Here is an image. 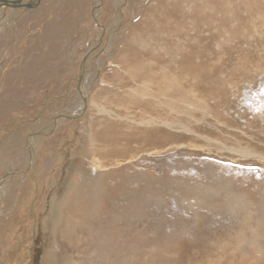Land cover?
<instances>
[{
  "label": "rangeland",
  "instance_id": "rangeland-1",
  "mask_svg": "<svg viewBox=\"0 0 264 264\" xmlns=\"http://www.w3.org/2000/svg\"><path fill=\"white\" fill-rule=\"evenodd\" d=\"M33 4L35 5L30 8H19L21 10L19 12L15 9H11L12 13L10 10L5 12L0 9V18L2 17V20L0 19V148L5 145L8 149L6 152L8 157L4 159L5 164L21 165L19 171L21 173L24 171L21 174L24 177L19 179L17 184H13L15 191L12 190V194L10 193V199L5 201L4 205L0 204V264L58 262L57 256L63 246L57 243L58 240L54 235L59 227L50 228L47 219L57 190L61 189L64 183L77 185L82 181L84 174L98 176L106 171L105 168L109 163L101 161H106L107 157L98 161L99 159L92 160L88 154L90 162L87 163V167L81 164L83 152L84 162L87 161L83 146L90 147L98 140L97 136L96 140L93 139L97 127L106 130L108 124L117 126L122 123L125 125L124 128L132 127L129 130L132 135L136 133L140 135L136 136L137 140L134 139L135 144L131 142L135 151L138 149L135 153L140 159L137 158L127 164L124 172L121 169L123 167L119 168L122 174L115 172L118 167L112 169V174L115 172L112 175L114 177L111 176L112 181L115 177L119 179L123 175H129L130 170L139 165L147 170L152 168L157 175H160L173 168L178 160H182L180 166L187 172L177 174L189 176V173L196 172L193 166L201 167L205 161H209L222 167L221 172L233 179L234 181H231L235 182L244 193L249 192L252 195L254 191L245 190L242 180L245 176H250L254 180H261L264 176H261L264 174V0H41L39 2L34 0ZM103 28L107 29V39ZM137 38L144 41L145 45L150 43V50L148 46L147 49L137 47L135 43ZM150 40L153 42L155 40L158 44ZM154 48H157L156 52ZM90 50H93L90 52L93 53V57L99 53L95 59L91 58L84 80L89 107L73 120L72 115L82 110L79 74L82 71V58L88 57L87 53ZM149 51H154V57H158V62L153 65L154 68L145 69L141 63L148 65L153 60V55ZM137 57L141 63L136 62ZM170 60L174 61L173 65L180 67L181 75L185 74L183 75L185 78L192 80L196 77L192 91L195 96L204 100V108L194 107L197 112L193 118H196L197 124L192 125L194 127H191L192 131L186 128L189 124L185 125L187 123L183 122L184 126L178 127L179 130L169 132L170 128L167 126L168 122H172L170 120L162 128L144 136L142 132L147 131V128L135 124L142 120L140 113L142 109L128 102L122 104L121 88L116 84L122 83L121 87H126L130 92L135 85L138 86L143 82L134 81L135 85L130 82V72L148 75L156 71L159 74L166 69L163 67L166 63L169 64ZM174 70L176 69L172 67V70L165 73L179 75ZM148 83L154 84L153 80ZM150 88L154 87L150 86ZM101 100L103 102H100ZM104 101L107 106L104 105ZM97 109L100 112L108 109L109 112L98 116L93 114ZM200 110H204L206 119L202 118ZM214 113L216 119L212 116ZM56 116H64L67 122L54 134L49 135L54 126L51 119ZM121 117L126 118L125 122L120 121ZM145 118L149 119V117ZM40 131L43 133L41 134ZM123 131H120L122 135H124ZM38 132L40 135H37ZM117 140V145L120 147L124 143L123 149L127 152L126 139L121 137ZM139 140H145L147 145L152 144V148L143 147L140 149L144 152L139 151L137 146ZM157 140L162 142L159 146L161 149L153 147V143ZM112 145L118 147L116 141L112 142ZM174 145L181 146L176 148ZM14 148L17 150V159L16 154L12 153ZM23 154V162H20L18 158L23 157ZM198 155H203L205 158L199 159ZM107 156L114 159L120 155L113 151ZM16 160L17 163L14 162ZM177 165L179 167V164ZM192 179L199 180L193 177ZM112 181L107 182L108 190L116 192L111 207L119 210L125 184L121 185L122 182L116 184ZM248 184L244 183V186ZM60 191H63V187ZM71 200L69 197L68 203ZM166 200L164 205L169 207L165 206V209L172 210L169 199ZM191 200L193 203L196 202L194 199ZM103 203L106 210L108 201L103 200ZM164 210L159 212L155 208L148 210L146 216L149 218L143 222L162 221L170 213ZM195 210L197 211V208ZM128 212L131 214L132 211L128 210ZM198 213L200 216L205 215L204 220L209 223L205 227L194 229L196 232L207 228L217 231L216 227L229 223L226 218L210 215L206 211ZM181 216L187 217L188 214ZM215 220L218 222L216 223ZM220 220L226 222L222 224ZM140 223L142 222L137 224L140 226ZM142 225L141 228L135 229L137 230L135 233L145 238L141 240L142 244L137 241L135 244L132 243L133 246L128 245L130 255L134 251L138 252L142 248L147 251L154 246L167 250L170 257L161 262L150 257V264H210L209 260H195L197 258L187 262L188 255L199 256V250L207 246L201 244L190 246L186 241H189L187 240L189 237H193L191 230L180 233L179 241L163 247L164 241H158L153 237V233L156 232L154 226L148 225V230ZM250 227L258 231L254 223ZM169 232L171 227L166 225L161 235H168ZM231 232L233 236L236 233L235 229H231ZM230 233L220 235L219 232H213L210 238L202 243L210 242L211 245L212 242L218 243L219 240L230 241L228 238ZM116 234L113 243L110 244L113 245L116 241L115 246H118L117 239L124 233L120 231ZM148 235L151 241L148 240ZM260 235L264 237V234ZM262 244L264 246V241ZM64 248L66 251L69 250L70 254L74 252L71 247L68 248V245ZM87 248L88 252H92L94 247L87 246ZM245 251L248 253L246 254ZM245 251L249 259L250 252L247 247ZM229 252H232V247L220 252L225 254L226 257H223L226 260L219 263L238 264L246 261L238 257L236 260L232 259ZM138 257L134 264H146L142 255ZM111 262L115 263L108 258L107 263L101 264H111Z\"/></svg>",
  "mask_w": 264,
  "mask_h": 264
},
{
  "label": "bare ground",
  "instance_id": "bare-ground-1",
  "mask_svg": "<svg viewBox=\"0 0 264 264\" xmlns=\"http://www.w3.org/2000/svg\"><path fill=\"white\" fill-rule=\"evenodd\" d=\"M11 1H12L11 4L3 5L0 7V9H2L5 12H9L10 10L12 13L11 9H15L18 12L21 11L19 8H24V7H21V4H23L26 7H28L27 5H29L30 7L35 5V4L31 5L34 2V0H27V1L11 0ZM16 2H19L21 4L17 3V6L12 5L13 3H16ZM4 7H6V9H4ZM5 12L3 14H5ZM123 15L124 14L122 12V16ZM7 19H9V17H7ZM0 28H1V25H0ZM106 31L107 29L103 28V32H105L104 36L107 39L108 33H106ZM150 42L155 43L156 41L154 40L153 42V40H150ZM135 43L138 45L137 47H139L140 49L142 48L147 49V46H148V49L150 50V46H151L150 43H147V45H145L144 41H141L138 38L135 40ZM97 47L98 45L96 46V48ZM156 49L157 48H154L155 52H156ZM90 52H93V50H90L87 53V56L89 58L85 56L84 58H82L83 61L81 60L82 61V64H81L82 71H80L79 75L80 76L82 75V78H80L81 79L80 80V85H81L80 96H81V101H82L81 103L82 106L80 107L82 108V110H79V112L77 114H74V116L72 115L73 120L74 118L75 119L78 118L79 114L82 115V113H84L87 110V107H89V97H88V92L85 90L84 80H86L87 67L89 66L91 58L95 59L97 57V54L99 53L98 52L95 55L96 57H93V53L91 54ZM153 52L149 51V53L153 55V60L149 62L148 65L142 64L139 61L138 57L136 59V62L141 63V65L144 66L145 69L147 68L152 69L153 65L157 64L158 62V59H157L158 57L155 58ZM161 56H164V55H161ZM126 64L127 62H125V65ZM173 64H175L174 61L170 60V63L169 64L166 63L165 66L163 67V68H166L167 70L163 69L162 71H160L159 74H157L156 71L148 75H144V74H141L140 72H135V71L132 73L130 72V75H129L130 82H133L134 84V81H138V80L143 81L141 84H138V86L134 84L135 86L130 90V92H128V89L126 87H121L122 83L116 84L118 88H121V92L120 91L119 92H120V102L122 104L123 103L135 104L140 109H142L140 111L141 116H142L140 117L142 120L140 119L141 121L136 122L135 124H138L141 127L147 128V131L145 130L144 132H142V135L144 136L145 134H150L152 132L157 131L159 128H162V126L165 125L167 121H170V120H172V122H168V126H167L170 128V130H168L169 132L170 131L172 132L173 130H179L178 127L184 126L182 124L183 122L187 123L185 125L189 124L188 125L189 127H186L187 129L188 128L191 129V127L194 128L192 125L197 124L196 118H193L194 114H196L197 112L195 108H200V109L204 108V105H203L204 100L201 98H198V96H195L192 91L193 85L195 86L194 82H196V77L192 78V80L193 79L194 80H193V83H191L192 81L191 79L189 80L186 77L188 79L187 80L183 76L185 74L181 75V69H179L180 67L178 68L177 66ZM144 67L142 68L144 69ZM172 67L176 69L174 71L178 72L179 75L173 74V73L172 74L165 73L168 70H172ZM184 70L186 72V69ZM150 80H153L154 84L148 83L150 82ZM94 85L95 83L93 84V86ZM150 86H153L154 88L152 89L150 88ZM111 88L114 89V87H111ZM76 99L78 100V98ZM100 102H103V101L101 100ZM104 103H105L104 105L107 106L105 101ZM203 111H201L202 118L206 119L207 115ZM107 112H109L108 109L102 110V112H100L99 109H97L95 113L93 114H96L99 116V115H104ZM215 114L216 113H214V115L212 114V116L216 119ZM145 117H149V119ZM121 118L122 120L120 121L125 122L124 119L126 118H123V117ZM51 122H53L54 126L52 128L53 130L49 133V135H52V133L54 134V132H56L59 128H61V126L64 125L65 122H67V119L65 120L64 116H59V117L56 116V117H53V119H51ZM121 124H117L118 127L116 126V124H112L111 126H109L110 124H108L106 126V130L102 129L103 127L102 128L97 127V129L94 131V134H93L94 135L93 139L96 140V136L98 139L96 140V142L94 141L96 147H94L95 146L94 144L92 146L88 144L90 147L88 146L86 147L84 145L82 148L87 154V161L85 160L84 162V159L82 157L84 152L82 153V155L80 154L82 158L81 164L83 165V167H87V163L90 162L89 156L91 157L92 160L99 159L98 161H101L100 159L105 160L104 158L107 157L108 159H106V161H101L103 163L104 162L109 163L107 167L105 168L106 171H104L103 174H99L98 176H91L92 174L90 175L84 174V177L82 178V181L79 182V184L74 185L73 183L68 184L66 182L62 186L63 187L62 192L60 191L62 187L61 189L57 190L58 192L56 193L55 200L52 202L51 211L49 213L50 219L47 217L48 226L50 228L52 226L55 228L59 227L57 231L55 232L56 236L54 235L56 240H58L57 243L61 247L63 246V248L65 246L67 247L68 245V248L71 247L74 250V252L70 254L68 252L69 250L66 251L65 248L64 249L62 248V250L60 249L61 253H59L57 256L58 262H56V264H101V263H107L108 258L115 261V263L111 262V264H134L137 258H139L138 256L140 255L144 257L143 259L146 264H150V260H151L150 257L157 259V261L159 260L158 262H161L163 259L168 260L170 256L168 255L167 250L159 249L158 247H154L153 245H152L153 247L147 251L144 248H142V250H139L138 252L134 251L133 254L130 255L131 253L128 251V248H127L128 245L131 246L132 243L135 244L137 243V241H140L139 243L142 244L141 240H144L145 238L141 235L138 236V234L135 233L137 231L135 229L137 227H140L141 224H143L142 225L143 228L146 227V229L148 230L151 224L154 226V228L156 229V232L153 233V237L156 238L158 241L159 240L164 241L162 243L163 247H168L169 244L171 245L179 241L178 235H180V233H184V232L187 233L188 231L191 230L193 237L192 236L189 237V239H187L189 241H186V242H189L190 246L192 244H195V245L201 244L202 246L203 245H207V246L202 247V249L199 250L198 252L199 256L188 255L186 258L187 262H192L194 258H197L195 260H200V261L209 260L210 264H221L219 262H222V260L225 259L223 257L225 256V254H220V252H223L229 247H232V252L231 253L229 252L232 259L236 260V258L238 257V259L243 258V261L246 260L245 262L238 263V264H257L258 262L259 264H264V255H263L264 246L262 244V242L264 241V237L260 235V234H264V176H262L264 174H261L262 176L261 180H257V179L254 180L250 176H245L246 179L244 178L245 180L244 179L242 180L245 184L249 183L248 185H245L246 187L244 186V183H243V188L245 190L248 189V191L253 190L254 192H252V195H250L249 192H247V194L244 193L241 190V188L237 184H235V182H233L234 181L233 179L225 176L220 170L222 167L220 168L218 165H214L213 163L209 161H205V159H204L205 164H203L201 167L195 168V166H193V169H195L196 171L194 172L195 175L193 173H189V176L185 175L186 177L178 175L180 173L185 174V172H187L186 170H183L182 167L180 166L182 160H178L177 162L174 163V166H172L173 168H171L170 170H167L166 172L164 171L162 174L159 173L160 175H157V172H155L152 168L147 170V169L141 168L139 165V167H136L130 170L133 173L130 172L129 175H123L119 177V179L115 177L114 181H112L111 176L115 172L118 174H122L121 173L122 171L120 172L118 170L119 168L123 167L121 169L124 172V170H126L124 168H127V164H130L137 158L140 159V157L136 156L137 154L135 153L138 149L135 151V149L131 146V142H133L134 139L137 140L136 136L139 133H136V135H132V132L129 131L132 129V127H129L126 125L127 127L124 128L125 125L123 124L121 125ZM121 130H124L123 131L124 135H122V133L120 132ZM40 132L41 134L43 133V131H40ZM44 134L46 133L44 132ZM37 135H40V133L38 132ZM121 137L126 139L127 152L125 151V149H123L124 148L123 146H125L124 143L122 147L117 145L118 144L117 139H120ZM142 137L143 136H141V138ZM115 141H116V146L118 147H115L114 145H112V142H115ZM139 141L140 143L137 145L139 149L143 147L152 148L151 146L152 144L147 145L145 140H139ZM133 143L135 144L136 142H133ZM161 143H160V140H157L153 143V147L160 148L159 146L162 145ZM29 144L30 143H27V145ZM179 146L176 145L175 147L179 148ZM27 147L29 148V146ZM31 148L33 150V145ZM7 151L8 149L5 148V145L3 147L1 146L0 148V204L2 205H4L5 201L10 199L9 195L12 192V190L15 191L13 189L14 188L13 184H17V181L19 179L21 180L24 177V176L23 177L21 176V174L24 171L22 173L21 171H19V169L21 168L19 166L21 165L16 164L13 166L12 164L11 165L5 164L4 159L5 157H8L6 153ZM113 151L118 152V155L120 156H117L114 159L109 158L107 156L108 153L111 154L113 153ZM139 151L144 152V150H141V149ZM13 152L16 154V159H17L16 148L13 149L12 153ZM155 156H158V155H155ZM198 157L199 159H202V160L203 158H205L203 155L202 156L198 155ZM22 158H24V154H23V157L18 158L20 159V162H23ZM154 158H157V157H154ZM259 159H263V158L259 157ZM17 161L18 160L14 162L17 163ZM177 164H179V167ZM219 165L221 166V164ZM112 169H116L113 174H112ZM21 170H23V168ZM187 170L189 171V168ZM190 175H192L191 178H190ZM192 177L198 178L199 180H194L192 179ZM232 178H234V176ZM109 181H112L116 184H118V182H122L120 183L121 185L123 183L125 184L124 185L125 188L122 191L123 197L121 198V208L119 210L118 209L116 210L114 209V207L113 208L111 207L112 206L111 201L112 199H115L113 195L116 194V192H113V190H110V189L108 190L107 185L109 184L107 182ZM242 181L240 182L241 185H242ZM120 184L118 186H120ZM112 187L111 189H113ZM5 192H9V193L5 195L4 194ZM69 197L72 200L68 203ZM166 199H169L172 205V210L165 209L166 205H164V202ZM191 199H194L196 202L194 201L195 203H193L192 202L193 200ZM257 199L259 200V202H257ZM103 200L108 201L106 210L104 209ZM119 202L120 201H118V203ZM152 208H155V210L158 212L164 209H165L164 211L166 210L170 211L169 216L168 217L166 216L167 218L163 220L161 217L162 221L160 222L158 221V223H156L157 221L156 222L153 221L152 223L151 221L150 223H148V221L143 222V221L148 220L149 216H146V214L148 213V210ZM195 208H197V211L195 210ZM108 209L109 211H107ZM128 210L132 211L131 214L128 212ZM201 211H206L210 215L212 214V215H217V216L226 218L225 220H227L229 223H227L225 220H220L219 221L220 223L222 224H224L225 222L226 223L222 226L216 227L217 231L211 228H207L204 231L201 230V232H196L194 229H197L201 226L205 227L206 224L209 223V222H205L204 220L205 215L203 216L199 215L198 212H201ZM101 214H102V217H101ZM184 214H188V216L182 217L181 215H184ZM117 215L119 216L117 217ZM254 215H256L255 218H254ZM215 221L213 223H215ZM139 222H142L140 223V226L137 224ZM217 222L218 221H216V223ZM252 222L256 225L258 231L253 230L255 228L252 229L250 227V225L253 224ZM147 223L149 226L147 225ZM166 225L171 227V232H169L168 235H161V231ZM126 229L128 232L126 231ZM231 229L232 230L235 229L236 231L234 236L232 235V232L230 233ZM120 231H123L124 234L120 236L119 239H117L118 240L117 244L119 245L115 246L116 241H115V244L113 245L110 244V243H113L117 235L116 233ZM126 232L128 233L127 235H126ZM213 232L214 233L219 232L220 235H222V233L225 235H228L230 233V237H228L230 241L221 242V240H219L217 241L218 243L212 242L211 245H209L210 242L208 244H203L202 242L210 238ZM147 238L149 241L152 240L151 238H149V235L147 236ZM87 246H89L90 248L94 247L92 252L91 251L88 252V250H86L88 249ZM245 247H247L250 252L249 259H247L248 256H246V254L248 252L245 251ZM192 250L193 249H191V251ZM244 251L246 252V254ZM46 264H52V263L47 261Z\"/></svg>",
  "mask_w": 264,
  "mask_h": 264
},
{
  "label": "water",
  "instance_id": "water-1",
  "mask_svg": "<svg viewBox=\"0 0 264 264\" xmlns=\"http://www.w3.org/2000/svg\"><path fill=\"white\" fill-rule=\"evenodd\" d=\"M37 1L39 2L40 0H37ZM11 2H12L11 0H0V7L3 6V5H6V4H11ZM17 3L18 4H21L19 2H16V3H13L12 5H16L17 6ZM27 6L30 7L29 5H27ZM21 7H26V6H24L23 4H21ZM81 78H82V75H81Z\"/></svg>",
  "mask_w": 264,
  "mask_h": 264
}]
</instances>
